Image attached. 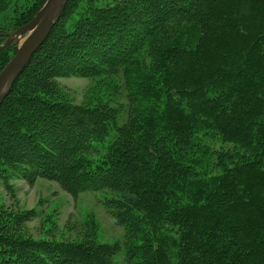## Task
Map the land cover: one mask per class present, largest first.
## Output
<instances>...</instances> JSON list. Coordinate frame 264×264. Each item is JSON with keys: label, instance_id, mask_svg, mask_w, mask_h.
<instances>
[{"label": "trees", "instance_id": "trees-1", "mask_svg": "<svg viewBox=\"0 0 264 264\" xmlns=\"http://www.w3.org/2000/svg\"><path fill=\"white\" fill-rule=\"evenodd\" d=\"M45 1L0 0V44ZM68 76L93 81L83 102ZM15 178L102 193L124 237L88 213L82 236L51 214L35 238L37 210L0 200V264H264V0H69L0 105L18 201Z\"/></svg>", "mask_w": 264, "mask_h": 264}, {"label": "rangeland", "instance_id": "rangeland-1", "mask_svg": "<svg viewBox=\"0 0 264 264\" xmlns=\"http://www.w3.org/2000/svg\"><path fill=\"white\" fill-rule=\"evenodd\" d=\"M26 36L27 34L19 38V42L22 43ZM59 82L76 103L86 100L89 88L93 83L91 79L81 76L59 78ZM117 102L118 105H125L127 100L122 95L117 98ZM13 182L18 201H15L7 193L1 183L0 200L6 205H11L15 208L37 210V216L28 222L30 232L35 238H40L44 235L42 221L44 217L51 214L55 216L58 224L55 236H64L65 238L82 236L83 233L79 228L84 223L87 214L92 213L99 222L100 240L114 242L123 239L124 228L116 224L108 214L107 209L100 201L102 193L88 191L74 197L57 182L43 178H38L33 184L16 178ZM49 237H52V235L50 234ZM122 257V254L117 256L116 262L118 264H121Z\"/></svg>", "mask_w": 264, "mask_h": 264}, {"label": "water", "instance_id": "water-1", "mask_svg": "<svg viewBox=\"0 0 264 264\" xmlns=\"http://www.w3.org/2000/svg\"><path fill=\"white\" fill-rule=\"evenodd\" d=\"M69 0H46L36 15L25 25L18 28L11 37L0 44V50L12 41H17L15 55L0 72V105L9 94L14 82L29 64L34 53L43 45L65 11ZM26 38L22 43L23 35Z\"/></svg>", "mask_w": 264, "mask_h": 264}]
</instances>
